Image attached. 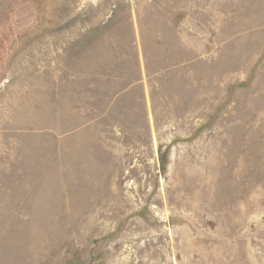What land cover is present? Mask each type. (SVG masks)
I'll return each mask as SVG.
<instances>
[{
    "label": "rangeland",
    "instance_id": "1",
    "mask_svg": "<svg viewBox=\"0 0 264 264\" xmlns=\"http://www.w3.org/2000/svg\"><path fill=\"white\" fill-rule=\"evenodd\" d=\"M0 264H264V0H0Z\"/></svg>",
    "mask_w": 264,
    "mask_h": 264
}]
</instances>
